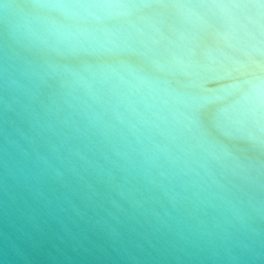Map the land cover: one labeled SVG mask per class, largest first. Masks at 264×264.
Here are the masks:
<instances>
[{
	"label": "water",
	"instance_id": "95a60500",
	"mask_svg": "<svg viewBox=\"0 0 264 264\" xmlns=\"http://www.w3.org/2000/svg\"><path fill=\"white\" fill-rule=\"evenodd\" d=\"M0 264H264V0H0Z\"/></svg>",
	"mask_w": 264,
	"mask_h": 264
}]
</instances>
